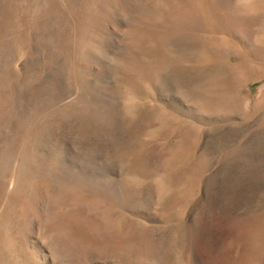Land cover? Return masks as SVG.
Instances as JSON below:
<instances>
[{
    "label": "rangeland",
    "instance_id": "374dc122",
    "mask_svg": "<svg viewBox=\"0 0 264 264\" xmlns=\"http://www.w3.org/2000/svg\"><path fill=\"white\" fill-rule=\"evenodd\" d=\"M0 264H264V0H0Z\"/></svg>",
    "mask_w": 264,
    "mask_h": 264
}]
</instances>
